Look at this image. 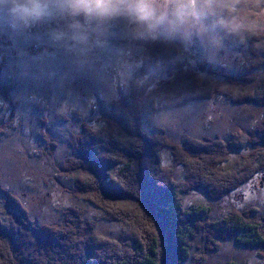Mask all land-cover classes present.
I'll list each match as a JSON object with an SVG mask.
<instances>
[{
	"label": "trees",
	"instance_id": "trees-1",
	"mask_svg": "<svg viewBox=\"0 0 264 264\" xmlns=\"http://www.w3.org/2000/svg\"><path fill=\"white\" fill-rule=\"evenodd\" d=\"M228 2L238 9L252 11L264 7V0ZM222 40L221 52H239L244 56L236 73H231L225 65H211L205 59L196 60L191 67L190 51L177 61V52L170 47L159 43L138 45L140 58L146 65L136 70L127 84L115 85L114 99L95 98L90 106L94 122L79 111H73L71 116L77 130L69 133L68 151L59 174L67 177L65 189L72 197L95 205L99 213L87 219L82 206L69 205L60 210V220L44 223L38 229L37 225L32 226L35 220L27 219L33 230L26 232L20 229L23 220L17 219V212L12 211L11 217L10 207L21 210L12 199L10 205L0 209V215L1 210L7 213L4 228L10 231L6 237L9 240L12 233L18 235L19 232L23 236L15 252L3 237L0 264H26L27 260L32 264H44V261L46 264H78L79 255L89 264L91 259L85 256L113 248H117V254L101 263L204 264L220 241L227 239L260 247L258 255L264 261V212L253 203L213 216L211 202L188 206L182 202L183 195L194 190L202 191L211 201L221 199L254 175L264 172V45L256 47L264 41V32L245 29L241 40L227 35L222 36ZM2 65L0 61V71ZM144 76H147L146 84L137 85L136 81ZM14 87L12 80L0 84L5 106V112L0 115L1 133L13 119L14 104L10 99ZM211 97H220L232 104L257 105L262 115L245 130L230 129L226 137L217 133L182 135L179 141H174L161 125H154L153 132L143 127V120L154 111L184 107ZM42 108L44 110L45 106ZM61 119L68 120V117ZM49 128L47 116L40 115L38 135L43 145L40 152L51 157L58 142ZM235 149L246 152L228 162ZM164 151L170 154L169 164L162 162ZM178 170L181 176L176 177ZM100 219L121 221L128 229L119 237L131 242L122 245L123 254H118L120 243L98 239ZM36 232L43 236L39 245L44 251L42 257L38 255L39 246H34L32 234ZM192 238L196 240L194 244ZM56 239L62 242L57 247L61 249L59 255L51 259L47 255L55 252L52 248ZM81 245L85 252L71 255L70 250L77 251ZM110 253L112 255V251ZM235 263L229 259L222 264Z\"/></svg>",
	"mask_w": 264,
	"mask_h": 264
},
{
	"label": "rangeland",
	"instance_id": "rangeland-1",
	"mask_svg": "<svg viewBox=\"0 0 264 264\" xmlns=\"http://www.w3.org/2000/svg\"><path fill=\"white\" fill-rule=\"evenodd\" d=\"M238 10L244 24L243 32L245 29L264 32V7L258 11ZM61 26V22L55 21L12 31L5 22H0V61H3L0 84L8 80H12L15 84L10 99L14 104L13 119H11L10 126L6 127L2 133L0 132V209L10 205L9 202L14 199L12 203L18 204L21 210L17 211L10 207V211H8L11 213V217H13V213L17 212L16 214L19 215L16 216L17 219L23 220L19 224L23 226L20 229L26 232L33 230L29 227L27 219L35 220V224L32 226H38V229L44 223L60 220V210L69 205L82 206L87 219L99 213V209L95 205L72 197L65 189L68 187L67 177L59 174L60 165L68 151L69 133L77 130V124L71 120V116L73 111H79L84 117L90 118L91 122H94L95 117L90 112V106L95 98L101 97L109 100L116 97L115 85L123 83L117 74L120 58L115 55L116 49L130 48L132 49V58H140V48L136 44H130L126 25L122 21H114L107 30L108 49L91 52L87 61L83 65H79L74 56L52 44L48 39V32L52 28ZM2 42L7 43L3 45ZM263 45L264 41L261 44L257 43L256 47L260 48ZM190 53L193 56L190 59L191 67H194L196 60H203L206 56L211 55L213 59L211 62L208 61L209 64L225 65L231 73H236L244 61V56L239 52L227 50L221 52L219 50L211 53L202 49L198 41L192 45ZM142 65H146V63L143 62ZM209 99L208 101L192 102L184 107L154 111L148 116V119L143 120V127L145 130L153 132L154 125H161L165 128L168 137L174 141H179L182 135L201 136L217 133L226 137L230 129L245 130L262 115V109L257 105L232 104L220 97ZM43 106H45L44 110ZM4 107V101L0 96V115L3 110L5 112ZM58 114L61 115V118L68 117V120L61 119L57 116ZM40 115L47 116L50 134L58 142L51 157L40 152V149L43 148L38 135V117ZM245 152V149L233 150L228 162L235 160ZM161 159L162 162L169 164L170 154L164 151ZM179 175L178 170L176 177ZM182 202L184 206L211 202L213 216L225 214L232 207L241 208L248 203H253L256 208L264 212V172L254 175L221 199L211 201L202 191L194 190L185 193ZM1 213L0 245L3 244V237L8 240L6 233L8 234L10 231L4 228L7 222V213L4 214L2 210ZM97 228L101 235L98 239L116 241L114 244H121L118 245V254L120 255L123 254L122 245L131 243L119 238L120 234L128 231L121 221L100 219L97 222ZM12 234L9 236L8 244L15 252L18 248L17 242L23 235L20 232L18 235ZM32 236L34 246H39L42 242L40 239L43 237L41 233L36 232ZM126 236L128 237L127 234ZM194 238L196 237L194 236ZM194 238L191 239L193 244L196 242ZM37 240L39 241L37 242ZM58 240L56 239L57 242L52 248L56 249L55 252L47 255L51 259L59 255L58 250L61 248L57 247L62 242H58ZM41 247L39 246L41 252L37 250L40 252L38 254L40 257L43 256L41 253H44ZM89 249L91 252L94 251L91 247ZM259 250L260 247L245 246L227 239L220 241L219 246L206 257L204 264H222L229 259H233L235 264H264L258 255ZM81 251L85 252L82 250V245L77 251L74 249L71 252L70 250V253L77 256L78 252L81 254ZM109 251H112V255ZM109 251L101 250L98 254L85 257L91 259L89 264L91 261H93L92 264H95V261L98 264H104L101 262H108L117 254V248L109 249ZM19 255L21 256V253ZM80 256L77 257V263L87 264L86 261L83 262V254V258ZM26 264L32 263L27 260ZM44 264H46L45 261Z\"/></svg>",
	"mask_w": 264,
	"mask_h": 264
},
{
	"label": "clouds",
	"instance_id": "clouds-1",
	"mask_svg": "<svg viewBox=\"0 0 264 264\" xmlns=\"http://www.w3.org/2000/svg\"><path fill=\"white\" fill-rule=\"evenodd\" d=\"M55 21L62 26L48 32L49 41L79 65L91 52L108 49L107 30L114 21L126 25L130 41L170 47L177 52V61L197 41L215 53L223 46L222 36L241 40L244 29L237 6L228 0H0V22L12 31ZM115 55L120 58L117 74L127 84L143 59H133L130 48L116 49ZM205 59L211 62L213 56ZM146 82L147 76L136 81Z\"/></svg>",
	"mask_w": 264,
	"mask_h": 264
},
{
	"label": "bare ground",
	"instance_id": "bare-ground-1",
	"mask_svg": "<svg viewBox=\"0 0 264 264\" xmlns=\"http://www.w3.org/2000/svg\"><path fill=\"white\" fill-rule=\"evenodd\" d=\"M138 70V69H137ZM263 77V76H262ZM192 103V102H191ZM257 104V103H256ZM109 109V108H108Z\"/></svg>",
	"mask_w": 264,
	"mask_h": 264
},
{
	"label": "flooded vegetation",
	"instance_id": "flooded-vegetation-1",
	"mask_svg": "<svg viewBox=\"0 0 264 264\" xmlns=\"http://www.w3.org/2000/svg\"><path fill=\"white\" fill-rule=\"evenodd\" d=\"M3 36V35H2ZM4 37V36H3ZM5 38V37H4Z\"/></svg>",
	"mask_w": 264,
	"mask_h": 264
}]
</instances>
